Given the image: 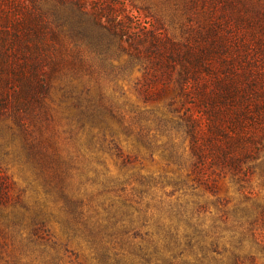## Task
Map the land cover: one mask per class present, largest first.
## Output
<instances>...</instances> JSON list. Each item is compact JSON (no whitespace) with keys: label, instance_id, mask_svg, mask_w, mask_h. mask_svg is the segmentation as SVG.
I'll list each match as a JSON object with an SVG mask.
<instances>
[{"label":"rangeland","instance_id":"rangeland-1","mask_svg":"<svg viewBox=\"0 0 264 264\" xmlns=\"http://www.w3.org/2000/svg\"><path fill=\"white\" fill-rule=\"evenodd\" d=\"M88 1L175 50L103 59L96 34L53 19L67 14L56 0H0L18 20L36 4L55 30L46 118L0 111V264H264V135L238 170L198 173L194 142L210 155L212 137L186 115L205 106L166 64L190 51L201 75L208 65L264 102V0Z\"/></svg>","mask_w":264,"mask_h":264},{"label":"trees","instance_id":"trees-1","mask_svg":"<svg viewBox=\"0 0 264 264\" xmlns=\"http://www.w3.org/2000/svg\"><path fill=\"white\" fill-rule=\"evenodd\" d=\"M56 1L67 14L64 21H59V14L56 16L52 14L53 19L63 26L68 23L70 32L75 35L86 29L96 34L94 46L103 59L126 52L131 64V58L140 55L139 47L142 44L145 50H155L156 54L161 53L163 51L161 47L166 48L168 44L171 47L168 49L170 52L175 50V44L161 42L157 39L158 36H152L146 41L130 22H126L119 15L115 7L93 9L89 7L88 0ZM37 9L39 10L35 4V11L24 13L21 20H18L10 13L9 16L5 8H0V111L8 110L18 120H22L25 113H34L36 105H39L34 113L36 118L38 115L46 118L47 114L43 105L50 88L46 66L54 60L50 48L55 30L50 23L51 15ZM89 20L91 27L97 32L92 29L90 31L85 26V21ZM187 54L184 61L188 65H185L181 63L180 57V61H175L174 53H170L167 68H171L174 62L179 63L181 69L178 81L185 80L184 83H188L185 89L192 94L193 100L205 106L198 115L188 109L186 121L189 128L197 131L201 121L205 119V126L212 137L213 149L210 155L201 154L200 145H197L199 143L194 142L196 145L192 148L191 166L198 173H202L206 164L218 166L221 171L226 167L238 170L243 162L255 158L252 154L256 150L257 139L264 135L262 122L264 110H261V103L264 102L258 99L260 96L252 92L248 85H237L231 80H225L223 76L219 77L214 73L208 65L204 67V76L201 75L199 70L197 71L202 64L200 57L190 51ZM153 59L158 60L155 54ZM110 64L112 69H115V66ZM153 65H157L155 61ZM185 77L187 78L184 79ZM145 84H140L137 89L147 95L150 86L148 83ZM1 182L0 190L3 186Z\"/></svg>","mask_w":264,"mask_h":264}]
</instances>
